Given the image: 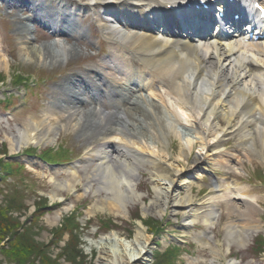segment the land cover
<instances>
[{"label": "bare ground", "instance_id": "1", "mask_svg": "<svg viewBox=\"0 0 264 264\" xmlns=\"http://www.w3.org/2000/svg\"><path fill=\"white\" fill-rule=\"evenodd\" d=\"M114 1L63 0L64 4L54 9L51 1L4 0L7 9L14 7L33 12V17L22 18L16 14L12 19L16 26L13 31L20 39L23 62L49 67L82 53L74 35L88 37L87 30L74 19V11H91L96 6L112 10ZM127 1L114 4L121 8L115 12L119 24L110 25L98 17L100 30L110 40L112 55L109 61L103 60L85 74L67 76L55 84L43 115L30 116L16 132L7 135L10 151L16 153L23 147L42 148L54 144L64 128L63 124L52 122L57 118L58 109L68 119L66 128L80 136L88 134L90 141L84 156L67 166V178L60 181L52 175L55 186L51 192L52 202L64 203L63 196L59 195L63 190L77 193L78 197L91 191L94 198L103 191L106 195L98 198L94 207L126 217L136 201L144 202L137 187L142 169L146 170L151 175L154 192L142 207L143 217L149 213L163 216L169 212L175 217L182 213L183 232L192 234L199 247L209 249L212 255L211 259L199 255L188 264H223L221 243L212 231L219 223L220 204L225 202L229 216L236 213L234 221L224 226L227 253L233 244L245 248L254 236L252 229L255 232L263 230L256 216L259 210L252 204L256 196L249 194L246 184L234 178L232 181L221 178V182L211 184L216 193L206 197V205L199 203V207L194 201L192 186L202 184V174L209 165L226 173L233 168L242 173L245 157L225 146L231 136H238L239 146L246 143L247 153L262 152L264 46L248 42V30L243 36L237 37L236 33V37L227 39L216 31V35L225 41L218 37L210 42L192 41L198 19H185L180 24L178 17L167 13L164 15L167 16L166 24L160 26L165 30L163 32L160 27L150 24L151 19L139 6L130 5L128 10L134 9L136 14H128L124 7ZM148 1L153 3V0ZM70 3L73 4L71 8L68 7ZM57 14L65 19L66 26L48 24L50 20L58 25L54 18ZM38 23L54 35L50 43H32L36 39L34 29ZM62 36L74 40L72 43L63 41ZM138 51L143 53L138 63L144 66V74L138 73L141 68L136 72L130 66L132 62L124 64L127 61L121 60L128 53L132 55ZM0 62V70L8 71L9 61L3 59ZM150 66L149 74L145 69ZM119 74H125V86L116 80ZM85 94L91 96L90 101L85 102ZM105 99L109 100L111 109L105 106ZM175 104L186 111L189 124L183 126L174 118L171 111ZM175 121L181 128L173 125ZM171 138L180 142L177 150H174ZM196 149L200 153H193ZM254 161H257L255 157ZM79 184L83 185L81 191L77 189ZM72 207L66 205L62 212L48 216L47 223L55 225ZM250 221L256 225H251ZM199 223L204 227L196 232L194 226ZM147 232L140 220L132 241L122 239L114 231L92 242L91 246L97 249L96 264H148L153 257L148 249L152 237ZM224 264H239V261L230 259Z\"/></svg>", "mask_w": 264, "mask_h": 264}, {"label": "rangeland", "instance_id": "2", "mask_svg": "<svg viewBox=\"0 0 264 264\" xmlns=\"http://www.w3.org/2000/svg\"><path fill=\"white\" fill-rule=\"evenodd\" d=\"M54 1L57 2V0ZM45 2L48 3L49 0H45ZM52 5L56 9V5L54 3ZM70 5L73 4L70 3ZM16 14L23 18L32 15V12L18 8L7 9L5 4L0 6V61L3 59L9 61L8 71L0 70V76L4 77V79L0 77V207L7 209V217L10 215L19 222L15 232L21 235L23 240H27V236H30L38 246L47 251V258L57 264H96L97 249L91 246L92 242H97L104 235L114 231L122 239L132 241L138 221L142 220L148 235L152 237L148 249L153 258L148 264H188L199 255L211 259L212 255L209 249L200 248L191 233L189 235L183 232L181 228L183 224L182 213L179 212L176 217L175 215L171 216L169 212L163 216L149 213L143 217L142 207L150 201L154 192L152 191L151 175L146 170L142 169V176L137 187V191L143 195L144 202L136 201L130 207L126 217L103 210L99 211L94 207L98 198L106 195L103 191L97 198H94L91 191L83 197H78L77 193L63 190L59 191V195L63 196L64 203L59 200L52 202L51 192L55 190L51 180L52 175L55 180L61 181L67 178L69 176V173H66L67 166L73 162H78L84 156V150L90 141L88 134L80 136L77 132L68 130L65 126L68 119L55 107L57 118H54L52 122L54 125H64L56 138V142L42 148L34 145L23 147L21 151L11 153L7 135L16 132V128L24 125L30 116L40 117L43 115L42 112L47 106L54 85L60 83L64 77L83 74L86 67L92 68L103 63L102 60H104L107 51V43L104 44L103 35L95 27L94 20L84 17L79 18L78 23L87 30L88 37H80L78 33L74 35L82 52L79 57L69 58L62 64L51 67L42 64H25L20 53L19 36L13 31L16 26L12 19ZM49 23L51 24V22ZM34 32L36 37L32 42L34 45L43 42L50 43V40L54 38V35L43 29L40 24H36ZM61 39L70 43L74 40L68 36H62ZM133 67L136 71L140 68L138 65H133ZM124 75L119 74L116 80L125 86ZM30 82L34 86H32L33 84L30 85ZM162 91L164 90L162 89ZM84 97L90 98L89 94H85ZM104 101L106 102L105 106L111 109V106L108 105L109 100L105 99ZM173 101L176 102L174 99ZM172 109L171 113L175 114L174 118L177 122L183 126L185 123L189 124L190 117L185 113L186 111H183L177 104ZM173 125L180 126L176 121ZM171 140L174 150H177L178 147L176 146L180 142L176 138H171ZM238 143L239 138L234 135L226 141L225 146L230 151H236L240 150ZM194 152L200 153L197 152V149ZM256 152L249 154L247 150H242L241 155L245 157L242 160L244 165L241 167L242 173L233 168L232 175H228V181H232L234 178L246 184L249 194L256 196L253 203L247 200L259 210L256 216L260 220L263 230L258 229L255 232L252 229L254 236L245 248L233 244L226 253L227 243L225 242L224 226L228 222L234 221L236 213L234 212L232 216H229L228 207H226L225 202H222L220 204L219 223L212 231L215 239L221 243V249L224 253V258L221 259L223 264L225 260L230 259L239 261V264H264V148L262 152ZM176 154L177 152L174 153V157ZM254 157L257 161H254ZM44 162L59 163V165L51 168ZM79 173L84 174L81 168H79ZM228 176L224 170L219 171L209 165L202 174V184L199 187L197 185L192 186L196 204L203 203L205 206L204 199L217 191L211 189V184L221 182V178L225 180ZM82 186L79 184L77 189L79 190ZM231 187L233 188V186ZM66 205L73 207L62 214L58 223L49 225L47 223L48 216H53L58 211L62 212ZM40 207L42 209L37 214ZM73 222L78 227H73ZM3 223L8 225L7 220ZM250 224L256 225L251 221ZM203 227V224L199 223L194 226V231L198 232ZM7 239L0 245L1 264H8L3 255V250L8 247ZM44 258L35 255L26 264H46ZM12 263L24 264L17 261Z\"/></svg>", "mask_w": 264, "mask_h": 264}, {"label": "trees", "instance_id": "3", "mask_svg": "<svg viewBox=\"0 0 264 264\" xmlns=\"http://www.w3.org/2000/svg\"><path fill=\"white\" fill-rule=\"evenodd\" d=\"M0 77L2 79H4V77H2V76H0ZM16 207H18V206H16ZM18 208H20V207H18ZM41 209L42 208L40 207L37 210V214L40 213ZM7 213H8L7 209H4V208L1 209V207H0V215L3 216V217L0 216V245L3 242H5L6 238H8L7 239L8 247L5 249L3 248L4 249L3 255L7 259L8 264L9 263L13 264L12 262H16V261L18 263L26 264L35 255L45 257L44 261L46 259V261H45L46 264H57V263H55V262H53L47 258V256H46L47 251L42 249L40 246H38V244L36 242H34V240L30 236H27V240H23L22 236L18 235L17 232H15V228L19 222L17 221V219L14 220L9 214H8L9 216L7 217ZM5 220H7L8 225L6 223H3ZM74 226H75V223L73 222V227ZM75 227H78V225H76ZM64 228L67 229V227H64ZM59 232H57L58 235H59ZM73 259H75V258L73 257Z\"/></svg>", "mask_w": 264, "mask_h": 264}]
</instances>
